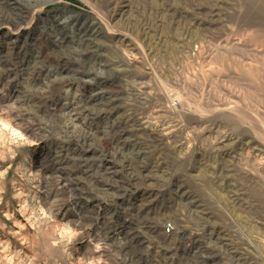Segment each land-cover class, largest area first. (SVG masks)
I'll use <instances>...</instances> for the list:
<instances>
[{
    "label": "rangeland",
    "instance_id": "1",
    "mask_svg": "<svg viewBox=\"0 0 264 264\" xmlns=\"http://www.w3.org/2000/svg\"><path fill=\"white\" fill-rule=\"evenodd\" d=\"M0 264H264V0H0Z\"/></svg>",
    "mask_w": 264,
    "mask_h": 264
},
{
    "label": "built area",
    "instance_id": "2",
    "mask_svg": "<svg viewBox=\"0 0 264 264\" xmlns=\"http://www.w3.org/2000/svg\"><path fill=\"white\" fill-rule=\"evenodd\" d=\"M169 227V226H168Z\"/></svg>",
    "mask_w": 264,
    "mask_h": 264
}]
</instances>
